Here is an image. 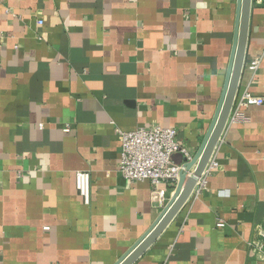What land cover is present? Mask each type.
Masks as SVG:
<instances>
[{"label": "crops", "instance_id": "obj_1", "mask_svg": "<svg viewBox=\"0 0 264 264\" xmlns=\"http://www.w3.org/2000/svg\"><path fill=\"white\" fill-rule=\"evenodd\" d=\"M236 2L0 1V264H114L148 230L175 187L159 204L150 182H128L117 130L170 126L188 154L172 160L195 155L222 92ZM244 92L264 98V0H252ZM232 115L206 187L133 264H264V102ZM83 169L88 205L74 186Z\"/></svg>", "mask_w": 264, "mask_h": 264}, {"label": "built area", "instance_id": "obj_2", "mask_svg": "<svg viewBox=\"0 0 264 264\" xmlns=\"http://www.w3.org/2000/svg\"><path fill=\"white\" fill-rule=\"evenodd\" d=\"M37 22L38 24L42 23L41 20ZM259 61V58L252 60L250 68L255 70ZM263 102V97L252 95L249 92H244L239 97L236 95L228 120H234L235 116H238V112L236 115H232L235 105L239 109L253 104L259 105ZM69 129V125L66 124L63 131L69 132ZM117 134L120 140L119 173L128 182H150L152 201L162 204L166 199V187H175L180 172L185 170L184 163H175L171 155L175 152H182L188 157L185 148L178 141L177 130L170 126L152 124L149 127L140 126L130 131L117 130ZM189 159L191 157L186 161ZM216 166L217 162L213 159L212 153L192 190V194L197 195L206 187L205 177ZM90 185V172L84 169L77 170L74 174V186L82 202L86 205L90 203L91 199ZM224 224V220L217 218V226H224ZM259 234L264 235L261 232Z\"/></svg>", "mask_w": 264, "mask_h": 264}, {"label": "water", "instance_id": "obj_3", "mask_svg": "<svg viewBox=\"0 0 264 264\" xmlns=\"http://www.w3.org/2000/svg\"><path fill=\"white\" fill-rule=\"evenodd\" d=\"M252 0H237L233 40L229 64L222 92L204 139L194 156L184 162L174 192L148 230L114 264H133L154 242L182 205L206 167L228 122L240 77L242 74L248 42ZM189 172V173H188Z\"/></svg>", "mask_w": 264, "mask_h": 264}, {"label": "rangeland", "instance_id": "obj_4", "mask_svg": "<svg viewBox=\"0 0 264 264\" xmlns=\"http://www.w3.org/2000/svg\"><path fill=\"white\" fill-rule=\"evenodd\" d=\"M174 192V191H173Z\"/></svg>", "mask_w": 264, "mask_h": 264}]
</instances>
